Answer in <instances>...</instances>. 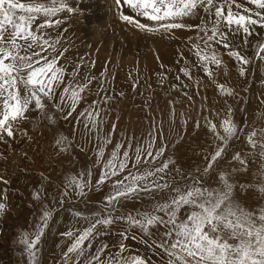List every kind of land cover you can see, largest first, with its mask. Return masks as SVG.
<instances>
[{
  "label": "rangeland",
  "instance_id": "rangeland-1",
  "mask_svg": "<svg viewBox=\"0 0 264 264\" xmlns=\"http://www.w3.org/2000/svg\"><path fill=\"white\" fill-rule=\"evenodd\" d=\"M42 2L51 3V0ZM56 2L59 4L60 0ZM65 2L73 11L64 10L51 18L53 26L46 27L51 35L49 42H55L56 46L62 43L66 47L65 51L58 46V61L64 55L71 57L72 51L79 50L77 52L83 56L81 64L89 68L86 73H91L90 77H94L91 81L100 88L91 92L86 89L81 93L82 100L73 111L71 101L60 99V94L67 87L63 82L56 88L57 94L53 99H43V112L35 109L34 102L29 106L31 110L25 113L26 118L15 125L16 130L19 128L16 133L18 143L13 149L6 147V139L1 141L4 144L0 143V199L6 197L3 201L7 207L2 214L4 223L0 230V264H29L24 246L19 242L21 234L33 233L46 210L52 211V217L38 244L37 264H63L62 254L73 240L62 234L68 231L79 234L88 226L83 218L74 217L73 213L80 212L83 217L92 218L100 213L105 196L112 190V181L96 187L103 163L117 144L122 146L121 155L127 150L130 156H134L137 146H146L150 133L155 137L154 150L163 147V155L154 163L140 164L137 168H132L130 163L128 170L136 172L159 167L170 159L173 163L161 183L167 181L172 187H183L195 178L202 182L203 187L211 189H222L219 177L220 173H226L234 184V200L241 207L254 213L264 209V194L258 190V186L264 184V159L259 154L260 149L254 150L247 140L253 130L257 132L256 138L260 139L261 130H264V60L256 56L257 45L264 43V27L253 26L252 34L246 40L243 33H229L236 50L249 60L247 65H243V76L238 61L228 54L227 49L216 44L214 47L222 64L209 65L212 72L209 77L193 49L196 43L203 47L199 39L203 32L194 29L195 33H186V37L179 38V29L171 34L141 31L133 24L122 21L120 14L146 25L154 22L137 15L123 2L118 10L116 0ZM237 2L256 10L247 0ZM240 11L243 13L242 9ZM199 15L200 24L201 18L209 19L202 9ZM40 18L36 20L38 25L43 23L39 22ZM56 20L61 22L57 25ZM179 40L176 48L185 56L171 55L167 57L166 64L159 58L158 52L164 54L172 50L174 42ZM45 49L46 53H50L46 46ZM177 61L181 62L182 68L188 69V76L177 72ZM191 69L195 70L194 73ZM197 69L202 70L198 72ZM74 70L65 69V72L70 75ZM218 85L231 90V94L222 93ZM105 97L110 99L105 102ZM96 108L101 110L97 119L102 118V123L93 128L87 116L81 113L94 112ZM48 116L52 119L49 120ZM229 116L237 125L238 132L224 144L217 137L224 135L221 124ZM61 136L69 142L66 151H61L56 144ZM105 139L109 142L105 143ZM101 147L104 156L98 163L97 153ZM218 147H223L222 155L205 172ZM236 154L247 162L246 165L234 159ZM128 170L112 180L127 175ZM89 171L92 173L91 185L86 194L79 196L68 190L69 194L63 197L61 204L66 180L81 173L87 179ZM241 185L245 188L242 189ZM35 194H38V199L34 198ZM170 194V189L155 194L141 193L135 199L118 204L113 215L127 216L130 213L136 216L149 212L155 203L166 201ZM144 204L147 205L142 208ZM188 211L190 209L185 206L178 215L184 217ZM99 231L100 234L91 240L90 248L89 242L85 241L86 255L94 254L101 245H107L102 259L108 258L119 251L120 233L127 232L128 238L123 243L128 250L123 253L124 256L143 257L147 264H167V255L153 244L154 240L166 239L163 235L166 229L162 225L152 227L151 236L145 235L139 227H130L120 220L107 228L101 226ZM80 264H84L83 259Z\"/></svg>",
  "mask_w": 264,
  "mask_h": 264
},
{
  "label": "snow or ice",
  "instance_id": "snow-or-ice-1",
  "mask_svg": "<svg viewBox=\"0 0 264 264\" xmlns=\"http://www.w3.org/2000/svg\"><path fill=\"white\" fill-rule=\"evenodd\" d=\"M122 2L130 6L137 15L154 22L152 25H146L128 15L120 14L122 21L133 24L141 31L171 34L176 29H196L203 32L204 35L199 37L203 47L197 43L193 45V49L209 77L212 76L209 65L222 64L214 47L216 44L227 49L228 54L238 61L241 65L240 74L243 76L245 72L243 65H247L249 60L236 50L229 39V33L233 35L243 33L246 40L252 34L253 26L264 27V0H247L256 10L244 7L237 0H116L118 10ZM201 9L209 17L208 20L201 18L200 25L183 22L186 17L198 16ZM64 10L73 11L65 0H60L59 4L56 0H51V3H44L42 0H0V140L5 136L9 138L14 136L15 125L26 118L25 113L31 110L29 106L33 102L35 109L43 112L45 108L43 99H53L56 88L65 80V68L58 66L59 58L42 55L46 51L44 45L51 47L53 52L56 51L55 42L50 44L43 35V29L52 27L51 18ZM39 16H43L45 20L36 25ZM60 22L56 20L57 25ZM262 54L264 43L256 47L258 59L264 60ZM181 72L189 75L186 68H182ZM91 79L94 77H86L84 83L75 81L74 70V86L63 89L60 94L61 101H71V109L74 111L82 99L81 93L87 89ZM218 87L222 93L231 94V90L223 85ZM104 99L107 102L110 97ZM56 107L60 108V105ZM100 111L96 108L94 112L86 111L81 115H86L91 126L97 128L98 123H102V118L99 121L97 119L100 117ZM48 119L51 120L52 117L48 116ZM221 127L224 135H218L217 138L227 144L229 139L237 135V125L229 116L222 122ZM215 128L213 124V131ZM149 137L145 147H136L134 156H130L127 150L121 155L122 146L117 144L110 157L103 163L96 187L106 181H112V190L105 196L104 207L100 213L94 214L92 218L83 217L80 212L73 213L74 217L83 218L88 226L79 234L72 231L62 234L73 240L67 251L62 254L63 264H80L81 259L84 264H147L143 257L123 255L128 250L123 243V240L128 238L127 232L120 233L122 241L119 251L108 258L102 259L107 245H101L94 254L86 255L85 241L89 242L90 248L91 240L100 234L99 228L101 226L107 228L117 220L126 222L130 227H139L148 236H151L152 227L162 225L166 229L163 234L166 239L154 240L153 244L167 255V264H264V209L254 213L241 207L234 200V184L229 181L226 173H220L222 189H211L203 187L202 182L195 178L191 184H185L183 187L180 185L172 187L167 181L161 183L166 170L173 163L170 159L159 167L144 168L143 171L136 172L128 170L130 163L132 168H137L140 164H152L163 155L164 148L154 150L155 137L151 133ZM256 137L257 132L253 130L247 136L248 143L254 150L259 148V154L264 159V130H261L260 139ZM107 142L109 141L105 139V143ZM68 143L67 138L63 136L56 141L61 151L67 150ZM223 150V147L217 148L205 172L212 168L213 162L222 155ZM103 156L104 151L101 147L97 153L98 163ZM234 159L241 165L247 163L239 154H236ZM125 170H128L127 175L112 180ZM91 177V171L87 173V179L84 173L69 177L65 182L66 190L61 194L60 203L62 204L63 197L69 194L68 190L84 196L86 189L91 185ZM241 188L244 189L245 186L241 185ZM169 189L172 193L169 198L155 203L149 212L138 213L136 216L130 213L127 216L113 215L116 206L124 200L135 199L141 193L155 194ZM258 190L264 194V184L259 185ZM34 198L38 199V194H35ZM3 199H0V214H3L7 207ZM185 206L190 211L181 217L178 213ZM51 217V210L44 211L36 230L31 234L27 232L21 234L19 242L24 246L29 264H37L38 244L49 226Z\"/></svg>",
  "mask_w": 264,
  "mask_h": 264
},
{
  "label": "bare ground",
  "instance_id": "bare-ground-1",
  "mask_svg": "<svg viewBox=\"0 0 264 264\" xmlns=\"http://www.w3.org/2000/svg\"><path fill=\"white\" fill-rule=\"evenodd\" d=\"M41 21H39V22H44V20H45V18L43 17V16H41ZM39 19V20H40ZM44 19V20H43ZM38 22V21H37ZM37 22H35V24L36 25H38V23ZM184 23H186V24H190V25H199L200 24V15H198V16H194V17H186V18H184V21H183ZM35 26V25H34ZM195 33V31H194V29H179L178 31H177V37H181V36H185L186 37V33H188V35L189 34H191V33ZM43 35H44V37L45 38H47L48 40L49 39H51V35H50V33H49V30H46V28L45 29H43ZM176 38V37H175ZM172 39H174V38H172ZM171 39V40H172ZM175 40V39H174ZM173 43V42H172ZM176 43H180V40L179 41H176V42H174V45H175V48H173L172 50H169L168 52H165L164 54H161V53H159L158 52V56H159V58L161 59V60H163L165 63L166 62H168V60H167V57H170L171 55H177V54H180V56L181 57H183V56H185V55H183V53H182V51L181 50H177L178 48H176L177 46H179V44H176ZM197 44V43H196ZM45 46L48 48V50L50 49L51 51H50V53H46L45 51L42 53V55H46V56H56V57H58V54H59V52H60V49H59V47L58 46H62L63 47V49L64 50H66V47H65V45H63L62 43L60 44V45H55L56 47V51L55 52H53L52 51V49H51V47H49L48 45H44V48H45ZM61 47V48H62ZM77 47V46H76ZM188 48H190V47H188ZM76 49H78V48H76ZM191 49V48H190ZM77 51H79V50H77ZM74 52V51H72V56L71 57H68V56H66V55H64L58 62H59V64L60 65H58V66H63L65 69H76L75 70V81H78V82H80V83H84V82H86L85 81V78L87 77V78H89L91 75V73L90 74H87L86 72V69H89V68H84L83 67V60H82V55H81V53L79 54L78 52ZM158 51V50H157ZM81 52V51H80ZM187 52H188V50H187ZM153 60V59H152ZM150 61L151 60H149V65H151L150 64ZM154 61V60H153ZM82 63V64H81ZM189 63V62H188ZM81 64V65H80ZM133 64H135V63H133ZM167 64V63H166ZM79 66V67H78ZM177 72L178 71H181V62L180 61H177ZM138 70V69H137ZM192 71H193V73H194V71L195 70H193V69H191ZM198 70V72H200L202 69H197ZM143 71V70H142ZM145 71V70H144ZM137 72V71H136ZM167 73V72H166ZM192 73V74H193ZM73 74H74V72L73 73H70V75L67 73V72H65V80H64V82H65V84H67V87L68 86H74V80H73ZM91 78V77H90ZM125 78V77H124ZM147 79V78H146ZM145 79V80H146ZM123 80V79H122ZM143 80V79H142ZM144 80V81H145ZM156 81V80H155ZM160 81V80H159ZM95 82V81H94ZM115 82V81H114ZM143 82V81H142ZM96 83V82H95ZM95 83H93L92 81H91V83H89L88 84V87H87V89H89V92H91L90 90H92V91H97L99 88H100V86H98L97 84H95ZM117 83V82H116ZM119 83V82H118ZM146 83H148V82H146ZM108 84V83H107ZM92 85V86H91ZM117 85V84H116ZM147 85V84H146ZM111 87V86H110ZM124 87V86H123ZM136 87V86H135ZM125 88V87H124ZM115 90L117 89L118 90V88H114ZM120 90H122V89H120ZM124 90V89H123ZM126 90V89H125ZM117 92V91H116ZM113 93V92H112ZM57 94V93H56ZM96 94V93H95ZM82 95V94H81ZM106 95V94H105ZM104 95V96H105ZM119 96V95H118ZM58 98V97H57ZM58 100V99H57ZM82 100V99H81ZM56 100H54V102H55ZM53 102V103H54ZM138 102V101H137ZM136 102V103H137ZM59 103V102H58ZM57 105V104H56ZM32 109H34V108H32ZM106 109V108H105ZM66 110V109H65ZM35 111V110H34ZM28 112H30V111H28ZM36 112V111H35ZM38 112V111H37ZM66 112V111H65ZM34 114V113H33ZM33 116V115H32ZM22 123V122H21ZM20 124V123H19ZM17 126V125H16ZM15 126V127H16ZM189 126V125H188ZM187 126V127H188ZM18 128V127H17ZM22 128V127H21ZM19 129V128H18ZM17 129V130H18ZM17 130L15 131V133H14V136L13 137H11V138H9V137H7V136H5V138L4 139H6V147L8 148V146H11V148L12 147H15V144H17L18 143V140H17V137H16V133H17ZM25 133V132H24ZM23 134V133H22ZM2 140H0V143H2L1 142ZM2 144H4V143H2ZM1 145V144H0ZM17 146V145H16ZM25 148V147H24ZM13 149V148H12ZM4 202V201H3ZM161 202V201H160ZM5 203V202H4ZM145 205H147V204H144V205H142V208H144V207H146ZM131 206V205H130ZM13 209V208H12ZM11 209V210H12ZM14 214V213H13ZM57 214V213H56ZM7 215V214H6ZM6 215H5V217H6ZM3 216L4 215H2V214H0V230L2 231V225H3V223H4V218H3ZM6 219V218H5ZM6 224V223H5ZM3 240V239H2ZM4 244V243H3ZM134 244V243H133ZM144 244V243H143ZM130 246V245H129ZM140 246V245H139ZM144 246V245H143ZM130 247H132V246H130ZM3 248V247H2ZM48 248V246L46 245V249ZM2 252V251H1ZM114 252V251H113ZM130 252V251H129ZM104 254V253H103ZM112 254V253H111Z\"/></svg>",
  "mask_w": 264,
  "mask_h": 264
}]
</instances>
